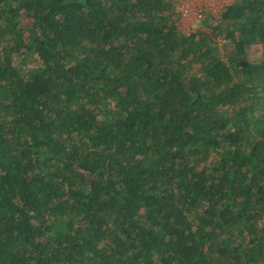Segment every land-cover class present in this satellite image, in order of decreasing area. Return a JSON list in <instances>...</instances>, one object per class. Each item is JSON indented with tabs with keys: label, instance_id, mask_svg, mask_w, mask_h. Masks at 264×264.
I'll use <instances>...</instances> for the list:
<instances>
[{
	"label": "trees",
	"instance_id": "16d2710c",
	"mask_svg": "<svg viewBox=\"0 0 264 264\" xmlns=\"http://www.w3.org/2000/svg\"><path fill=\"white\" fill-rule=\"evenodd\" d=\"M198 21L0 0V264H264V0Z\"/></svg>",
	"mask_w": 264,
	"mask_h": 264
},
{
	"label": "built area",
	"instance_id": "2783aa9c",
	"mask_svg": "<svg viewBox=\"0 0 264 264\" xmlns=\"http://www.w3.org/2000/svg\"><path fill=\"white\" fill-rule=\"evenodd\" d=\"M233 0H169L175 8L178 18V31L189 36L194 32V24L198 19L211 15L218 19L220 13Z\"/></svg>",
	"mask_w": 264,
	"mask_h": 264
},
{
	"label": "rangeland",
	"instance_id": "374dc122",
	"mask_svg": "<svg viewBox=\"0 0 264 264\" xmlns=\"http://www.w3.org/2000/svg\"><path fill=\"white\" fill-rule=\"evenodd\" d=\"M199 23H200V22L197 20V21L195 22V25H198ZM195 25H194V26H195ZM199 28H201V29H205V27L202 26V25H200Z\"/></svg>",
	"mask_w": 264,
	"mask_h": 264
}]
</instances>
